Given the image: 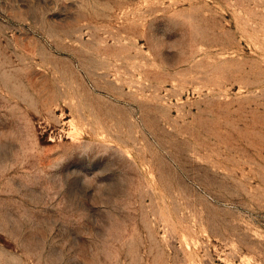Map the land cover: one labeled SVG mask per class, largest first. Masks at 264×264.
<instances>
[{"label":"rangeland","instance_id":"1","mask_svg":"<svg viewBox=\"0 0 264 264\" xmlns=\"http://www.w3.org/2000/svg\"><path fill=\"white\" fill-rule=\"evenodd\" d=\"M0 264H264V0H0Z\"/></svg>","mask_w":264,"mask_h":264}]
</instances>
